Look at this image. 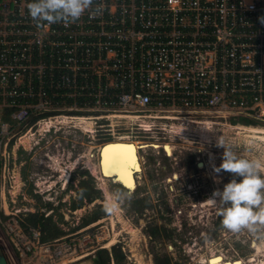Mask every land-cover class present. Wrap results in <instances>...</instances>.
Listing matches in <instances>:
<instances>
[{"label": "built area", "instance_id": "built-area-1", "mask_svg": "<svg viewBox=\"0 0 264 264\" xmlns=\"http://www.w3.org/2000/svg\"><path fill=\"white\" fill-rule=\"evenodd\" d=\"M28 2L0 0V146L49 121L97 147L173 122H264V0H96L99 14L43 29ZM8 232L24 264L88 254L16 220Z\"/></svg>", "mask_w": 264, "mask_h": 264}, {"label": "rangeland", "instance_id": "rangeland-1", "mask_svg": "<svg viewBox=\"0 0 264 264\" xmlns=\"http://www.w3.org/2000/svg\"><path fill=\"white\" fill-rule=\"evenodd\" d=\"M203 121L213 124L210 140L206 142L195 133L197 125L186 126L187 124L173 122L170 123L173 124L170 128H163L166 138L162 142L174 139L172 143L177 151L184 155L195 154V157L204 162L205 168L199 170V175L201 181H206L205 189L194 203L190 205L197 186L193 187L191 183L190 188L183 186L181 191H186V195L181 193V202L178 201L176 205L175 183L160 181L162 201L157 203L154 202L156 197L147 196L146 201L132 202L131 198L135 196L136 189H127L129 192L123 190L130 198L124 200L115 213L106 212V215L82 228L80 224L83 219L89 217L98 207L104 209L109 192L121 189L111 180L101 184L88 167L89 163L94 166L97 164L96 155L102 145L97 147L89 139V135L86 138L78 130H50L51 121L33 128L30 132L13 131V137L0 146V249L7 264H24L23 259L13 250L8 227L13 220L19 223L27 213L36 212L44 217H51L63 233L58 238L59 242L70 238L79 239L81 244L88 241L82 247L88 254L82 258L79 257L82 255L74 257L70 264H92L95 251L104 249L110 256L112 248L119 251L122 264H206V260L212 256L221 257V261L232 264H264V226L255 234L247 229L232 232L223 226L217 227L216 224L220 221L217 208L207 203L214 190H222L224 184L233 179V174H217L213 171L222 162L224 151L223 147L218 146V141L221 139L223 146L240 158L260 159L264 163V140H258L257 145L248 144L237 135L239 131L228 128L241 127L232 125L231 121H236L232 118H208ZM86 122L90 121L75 119L74 124L84 133H92V129H86ZM253 124L264 129V122L254 121ZM151 135L154 137L152 139L160 137L158 134L145 132L137 134L129 141L135 144L146 143ZM259 135L256 134L264 139V135ZM25 136H28L26 139L29 143H20ZM179 136L184 139H179ZM153 146L157 147L155 143ZM162 146L165 153L170 155L171 147L166 143ZM145 150L150 154L155 153L156 156L152 159H157V163H173L171 157L166 158L160 150L141 149L140 152L144 153ZM157 163L156 160L149 162L146 169L157 167ZM189 167L192 169V165ZM261 173L264 174V168ZM82 180L92 190H96L97 194L89 199L82 198L79 207L71 210V203L79 202L78 183ZM148 185V181L143 179L139 186L140 192H144ZM189 189L192 194L187 193ZM47 205H50L49 209ZM140 208H146V211L135 216L134 212ZM148 220L155 225L159 223L158 228L149 225ZM109 264H114L111 256Z\"/></svg>", "mask_w": 264, "mask_h": 264}, {"label": "clouds", "instance_id": "clouds-1", "mask_svg": "<svg viewBox=\"0 0 264 264\" xmlns=\"http://www.w3.org/2000/svg\"><path fill=\"white\" fill-rule=\"evenodd\" d=\"M28 15L38 29L53 24L69 25L80 20L88 13L97 15L103 11V4L96 0H30L26 4ZM223 147L222 162L214 167L217 174L227 172L233 179L224 184L222 190H214L207 203L216 206L217 214L222 217V226L232 232L247 229L255 234L264 226V163L260 159H244ZM84 190L80 191L83 196ZM128 194L120 189L109 192L104 202V211L115 213Z\"/></svg>", "mask_w": 264, "mask_h": 264}, {"label": "flooded vegetation", "instance_id": "flooded-vegetation-1", "mask_svg": "<svg viewBox=\"0 0 264 264\" xmlns=\"http://www.w3.org/2000/svg\"><path fill=\"white\" fill-rule=\"evenodd\" d=\"M164 127L162 126H155L152 129H150V134H158L160 137L156 138V139H152L154 137L149 138L147 140L146 143H141L140 146L143 147H137V156H138V161H139V166H140V174L137 175L134 173L133 177H134V182H135V187L134 189V197L131 198L132 202H142V201H146L147 196L151 197L154 196L156 197V199L154 200V202H159L162 201L161 196L163 195V190L162 188L159 187V182H166V183H175L174 185V191L177 192L176 198L178 199H174V202L177 205V202H181L180 197H181V193L186 195V191H181V188H183V186L187 185L189 187L190 183L193 184L194 186H197V189L195 191H193L194 193L192 194V190L189 189V192H191L190 194L194 195L192 196V201L191 203H194L193 201L199 198V194L201 193L202 190L205 189V183L206 181H201L200 179V175H199V170L205 168L204 162L200 161L197 157H195V154L192 155H184L181 154V151H177V148H175V146L173 145V140L174 139H169L167 142H162L163 139L166 138V135L164 136V134H166L163 129ZM148 132V133H149ZM178 135V134H175ZM184 139L183 136H179V139ZM170 141V142H169ZM154 143L156 144V148L153 146ZM163 143L168 144L171 147V153L170 155H167L164 151V147L162 146ZM138 145V144H137ZM141 149H148L151 151H157L160 150V152L162 153L163 156H165L166 158L171 157V161L175 167H173V165L171 164H160L157 163V159H152V157H155L156 155H154L155 153H147L146 150L144 153L140 152ZM181 150V149H179ZM183 150V148H182ZM177 151V152H176ZM186 151H188V149H186ZM140 152V153H139ZM199 154V152H196ZM158 154V153H157ZM167 155V156H166ZM97 156V155H96ZM196 160H194V159ZM97 159V158H96ZM157 163V167H153V169H146V166H148L149 162H155ZM189 165H192V169L189 167ZM153 166V164H152ZM177 168V169H175ZM175 170V171H174ZM173 173V174H172ZM166 175H168V177H166ZM174 176V178H173ZM145 179L148 181L149 185L148 187L144 190V192H140L139 190V186L141 181ZM140 182V183H139ZM158 186V187H156ZM208 186V184H207ZM190 188V187H189ZM120 189V188H119ZM171 190V188H169ZM121 191H127L126 189L121 188ZM188 190V188L186 189ZM123 191V192H124ZM189 196V194H188ZM195 206V205H193ZM141 211H146V208H140L137 212H134V215L137 216V214L141 215ZM180 213V212H178ZM164 220H167L166 217H164ZM149 225L151 224L152 226H157L158 228V224L155 225L153 224V222L151 220H148L147 222Z\"/></svg>", "mask_w": 264, "mask_h": 264}, {"label": "trees", "instance_id": "trees-1", "mask_svg": "<svg viewBox=\"0 0 264 264\" xmlns=\"http://www.w3.org/2000/svg\"><path fill=\"white\" fill-rule=\"evenodd\" d=\"M6 116H3V120H6ZM232 125H241V127L245 128H257V124H253V121H249L244 118H239L237 121L233 122L231 121ZM250 126V127H249ZM259 129V128H258ZM0 165H1V159H0ZM79 190H84L83 196H80V191L78 190V197L79 202L78 203H71V210L76 209L80 205V201L82 198L89 199L93 194H97L96 190H92L90 187L86 185L85 181H80L78 183ZM33 197H36L33 195ZM47 209L50 208V205H47ZM106 215V212L98 207V209L93 212L89 217L82 220L80 224V228L83 226H86L95 220L101 218L102 216ZM220 221L218 224H216L217 227L222 226V217H219ZM20 227L23 230H26L27 226L35 228L39 230L40 232V241L41 242H48L55 239H58L59 237L63 236V233L56 227L55 223L52 221L50 216L44 217L41 213H27L25 217L22 219V221L19 222ZM111 259L114 264H122V256L120 255L118 250H115L112 248L111 250ZM110 256L108 255V252L104 249L97 250L94 253V256L92 257V264H109L110 262Z\"/></svg>", "mask_w": 264, "mask_h": 264}, {"label": "bare ground", "instance_id": "bare-ground-1", "mask_svg": "<svg viewBox=\"0 0 264 264\" xmlns=\"http://www.w3.org/2000/svg\"><path fill=\"white\" fill-rule=\"evenodd\" d=\"M78 119H83V118H78ZM89 121V119H87ZM83 121V120H81ZM85 122V121H83ZM203 122V123H201ZM187 123H191V124H195L197 125L196 127V131L195 133L198 135V137H200V139H202V141H209L210 140V135H211V132H212V129H211V125H213L212 123L210 122H204L203 120L200 121V122H188ZM199 123V125H198ZM46 126L44 125V128ZM85 127L88 131H90L92 129L91 127V122H86L85 124ZM224 127V126H223ZM170 128V127H169ZM185 128V127H184ZM230 130H236V131H239V133H237V135H239L240 137H242L243 139H245L247 141L248 144H255L257 145V141L260 140L263 141L264 139H261L260 137H257L256 134H260V135H264V129H258V128H245V127H234V128H231V127H228ZM171 130V129H170ZM185 130V129H184ZM227 130V129H226ZM230 132V131H229ZM259 135V136H260ZM28 136H25L23 137L21 140H20V143H29V141H27ZM241 139V138H240ZM221 140V139H220ZM204 142V143H205ZM264 142V141H263ZM123 146H131L133 149H134V155H135V161H136V165L138 167V171H133L132 173V184L134 185L135 187V182H134V177H133V174L135 173L138 177V175L140 174V166H139V161H138V156H137V147H139V145L135 144L134 142H124V141H118V142H111V143H106V144H102V146L99 147V150H98V153L100 152V163L97 162V164L94 166L93 164H88V167L89 169L91 170V172L93 173V175H96L98 177V180L101 182V184H103L104 181H107V180H111L113 183L115 184H119L121 185L124 189H128V187H126L123 183H121L119 181V179L115 176H106L104 174V169L102 168V163L104 161V156H103V153H104V150L105 149H109V148H117V147H123ZM143 147V146H141ZM258 147V146H257ZM156 148V147H155ZM168 152V151H167ZM169 153V152H168ZM264 157V156H263ZM133 187V188H134ZM132 188V189H133ZM131 189V190H132ZM127 190V191H128ZM129 192V191H128ZM131 192V191H130ZM203 208V207H202ZM112 243V241H111ZM110 243V244H111ZM215 262H218V264H232V263H224L223 261H221V257H216L215 256H212V257H209L207 260H206V264H215Z\"/></svg>", "mask_w": 264, "mask_h": 264}, {"label": "snow or ice", "instance_id": "snow-or-ice-1", "mask_svg": "<svg viewBox=\"0 0 264 264\" xmlns=\"http://www.w3.org/2000/svg\"><path fill=\"white\" fill-rule=\"evenodd\" d=\"M104 161L102 168L106 176H115L126 187L131 190L134 185L132 184V173L138 171L135 161L134 149L131 146H123L117 148L105 149ZM218 264V262H215Z\"/></svg>", "mask_w": 264, "mask_h": 264}, {"label": "water", "instance_id": "water-1", "mask_svg": "<svg viewBox=\"0 0 264 264\" xmlns=\"http://www.w3.org/2000/svg\"><path fill=\"white\" fill-rule=\"evenodd\" d=\"M97 158H98V163H100V152L97 154ZM116 185H118V186H120L121 188H123L121 185H119V184H116ZM0 264H7V262H6V259H5V257H4V255H3V252L1 251V249H0ZM234 264H239L238 262H236V263H234Z\"/></svg>", "mask_w": 264, "mask_h": 264}]
</instances>
